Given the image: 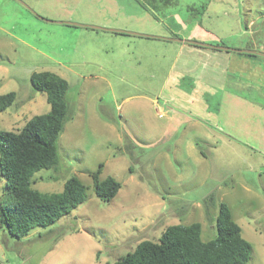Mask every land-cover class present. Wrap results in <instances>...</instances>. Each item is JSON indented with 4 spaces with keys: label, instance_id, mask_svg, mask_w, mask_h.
<instances>
[{
    "label": "rangeland",
    "instance_id": "374dc122",
    "mask_svg": "<svg viewBox=\"0 0 264 264\" xmlns=\"http://www.w3.org/2000/svg\"><path fill=\"white\" fill-rule=\"evenodd\" d=\"M167 39L264 53V0H0V95H18L0 112V131L49 112L34 72L66 79L60 161L32 188L58 193L72 176L88 187L87 200L52 225L19 238L1 229L0 264H113L173 224L199 222L202 239L213 240L211 193L252 244L249 264H264V57L258 66L186 43L233 59L222 80L204 71L202 89L193 75L178 79L182 44ZM177 81L197 103L173 101ZM101 163V179L122 183L109 202L93 190ZM7 184L0 170V203H10Z\"/></svg>",
    "mask_w": 264,
    "mask_h": 264
},
{
    "label": "trees",
    "instance_id": "16d2710c",
    "mask_svg": "<svg viewBox=\"0 0 264 264\" xmlns=\"http://www.w3.org/2000/svg\"><path fill=\"white\" fill-rule=\"evenodd\" d=\"M216 50V49H214ZM218 51V50H216ZM248 57L257 55L242 54ZM31 84L46 93L49 112L36 115L18 132L0 131V170L8 180L10 203H0V230L14 237L28 235L37 227H47L69 215L87 200L88 187L76 176L70 177L58 193H44L32 188L34 176L41 170L55 169L60 161L58 141L70 117L66 96L69 83L50 71L34 72ZM17 93L0 95V112L11 108ZM91 173L93 190L101 201L113 200L122 183L114 177L101 179V170ZM217 236L205 242L202 224L168 226L158 241L144 240L136 249L113 264H249L252 244L243 237V230L234 220L227 203L215 202ZM210 214V207L207 206Z\"/></svg>",
    "mask_w": 264,
    "mask_h": 264
},
{
    "label": "crops",
    "instance_id": "0c3cea01",
    "mask_svg": "<svg viewBox=\"0 0 264 264\" xmlns=\"http://www.w3.org/2000/svg\"><path fill=\"white\" fill-rule=\"evenodd\" d=\"M180 50L178 52L177 59L180 60V66L177 67V65H174V71L177 70L179 72L178 79H183L187 76L193 75L199 80V84L202 89H205V85L201 82L206 76L204 71L206 73L212 71L213 77H222V72L220 71L224 64L229 63L231 60H233L231 57L225 56V55H219L218 53H208L207 51H204L203 49H195L193 47H187L185 44L181 42ZM194 46V45H192ZM199 47V46H194ZM201 48V47H199ZM252 60L248 61L250 64L255 63L258 66H260L259 59L257 57H250ZM198 60H203L204 62H199ZM238 62L245 63L244 57H241L240 59H234ZM214 63L213 65H216V67H219L216 69V67H213L211 63ZM214 74L216 76H214ZM207 78V77H206ZM222 80V78H221ZM176 88L172 90L171 98L176 103H186V104H193L197 103L198 97L195 98L197 101H191L196 96L195 92H190L189 94L182 89L181 81H177V84L175 85ZM195 91V90H194ZM190 97L189 101L187 97ZM205 110V109H203Z\"/></svg>",
    "mask_w": 264,
    "mask_h": 264
},
{
    "label": "water",
    "instance_id": "95a60500",
    "mask_svg": "<svg viewBox=\"0 0 264 264\" xmlns=\"http://www.w3.org/2000/svg\"><path fill=\"white\" fill-rule=\"evenodd\" d=\"M21 3L26 8L30 9L26 4H24L23 2H21ZM59 23L68 24V25H74V26H84V27H87V28H93V29H98V30H106V31L115 32V33H125V34H130V35H135V36L154 38L153 36H150V35H143V34H139V33H133V32L115 30V29H105V28H101V27H97V26L80 25V24L71 23V22H59ZM167 40L187 43V44H191V45L199 46V47L203 46V48L216 49V50H220V51H228V52H235V53H240V54H250V55H257V56L264 57V53H261V52H258V51H254V50H242V49H232V48L220 47V46H211V45H207V44H203V43H199V42H195V41L182 40V39H167Z\"/></svg>",
    "mask_w": 264,
    "mask_h": 264
}]
</instances>
